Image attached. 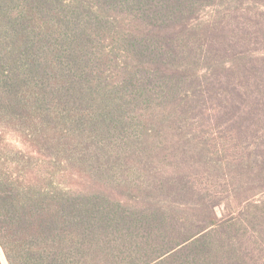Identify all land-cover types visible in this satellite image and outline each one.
Here are the masks:
<instances>
[{
    "label": "trees",
    "instance_id": "obj_1",
    "mask_svg": "<svg viewBox=\"0 0 264 264\" xmlns=\"http://www.w3.org/2000/svg\"><path fill=\"white\" fill-rule=\"evenodd\" d=\"M0 248L264 264V0H0Z\"/></svg>",
    "mask_w": 264,
    "mask_h": 264
},
{
    "label": "rangeland",
    "instance_id": "obj_2",
    "mask_svg": "<svg viewBox=\"0 0 264 264\" xmlns=\"http://www.w3.org/2000/svg\"><path fill=\"white\" fill-rule=\"evenodd\" d=\"M207 12H211V9H208ZM114 69H115V68H114L113 66L110 67L108 73H106V74H108L109 76L113 77V76H114V75H113ZM61 107L64 108V109H67V108H70V109H71V105L68 104V103H62V104H61ZM67 113H68V112L65 111V116H66V117H67ZM67 127H69V126H67ZM67 127H66L65 129L70 130V128H67ZM104 153H105V152H103V154H104ZM104 157H105V156H104ZM85 180H87V178H86ZM88 182H89V180H88ZM88 185H89V183H88ZM165 256H166V255H165ZM165 256L161 257L160 259L164 258ZM0 257H1V260H2L3 264H7L6 259H5V256H4V254H3L2 250H1V248H0Z\"/></svg>",
    "mask_w": 264,
    "mask_h": 264
}]
</instances>
